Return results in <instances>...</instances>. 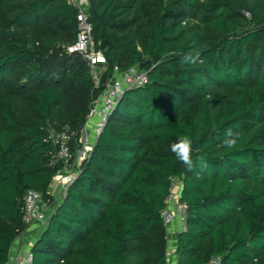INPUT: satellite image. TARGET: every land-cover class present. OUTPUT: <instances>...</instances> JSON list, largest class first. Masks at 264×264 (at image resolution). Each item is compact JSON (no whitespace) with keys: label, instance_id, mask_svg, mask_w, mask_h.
I'll return each instance as SVG.
<instances>
[{"label":"trees","instance_id":"trees-1","mask_svg":"<svg viewBox=\"0 0 264 264\" xmlns=\"http://www.w3.org/2000/svg\"><path fill=\"white\" fill-rule=\"evenodd\" d=\"M99 83L82 55L68 0H0V264L27 225L24 195L50 209L33 264H166L160 213L180 181L186 228L176 264H264V0H90ZM199 54L195 64L185 54ZM150 61L127 88L73 180L50 192V130L73 140L114 68ZM211 97V99H209ZM237 145L222 146L225 132ZM189 135V170L170 151ZM203 157L206 167L198 158Z\"/></svg>","mask_w":264,"mask_h":264},{"label":"built area","instance_id":"built-area-1","mask_svg":"<svg viewBox=\"0 0 264 264\" xmlns=\"http://www.w3.org/2000/svg\"><path fill=\"white\" fill-rule=\"evenodd\" d=\"M68 3L76 10V38L67 46V52L82 55L91 69L95 84H98L99 71H96V68L98 64H103L106 60L104 54L95 48L92 25L88 17L90 0H68ZM147 81V74L141 72L138 66H134L125 72H119L117 68H114L113 76L107 82L102 95L93 102L87 116L85 126H91L90 131L94 135V140L99 136L106 124L108 115L116 106L123 92L130 87L142 86ZM49 139L55 146L52 164L61 165L52 181L58 180L62 186L61 192H63L74 177L75 165L71 161L72 156L69 148L71 134L67 128L60 131L50 130ZM179 184L180 181L177 179L173 181L170 193L165 200V207L160 213L165 228L168 229L171 225L176 224L178 232L186 228L185 211L187 208V205L180 200V192L176 189ZM23 201L22 220L24 224L27 225V228L37 224L42 231L47 224L50 209L42 199L41 194L29 189L26 191ZM6 264H33L31 250L11 254ZM166 264H176V262L167 261ZM207 264H221V260L218 256H213Z\"/></svg>","mask_w":264,"mask_h":264},{"label":"clouds","instance_id":"clouds-1","mask_svg":"<svg viewBox=\"0 0 264 264\" xmlns=\"http://www.w3.org/2000/svg\"><path fill=\"white\" fill-rule=\"evenodd\" d=\"M199 60V54H185L182 59V63L195 64ZM211 99V97H209ZM240 133L233 131L231 128L225 132V139L222 141V146L227 149L234 148L239 139ZM194 150V144L189 135H182L170 145V151L175 155L176 159L180 161L187 169L192 170L197 161L192 158V152ZM199 165L203 168L206 167V161L203 157L198 158Z\"/></svg>","mask_w":264,"mask_h":264},{"label":"crops","instance_id":"crops-1","mask_svg":"<svg viewBox=\"0 0 264 264\" xmlns=\"http://www.w3.org/2000/svg\"><path fill=\"white\" fill-rule=\"evenodd\" d=\"M90 125L85 126L82 129V133L85 135L90 133ZM94 142V141H93ZM93 144V143H92ZM178 192H180V184L176 186ZM41 230L38 228L37 224L28 227L27 230L16 238L11 246V254L15 252H25L31 250V246L36 242ZM178 233V228L176 224L171 225L166 229V239H167V261L176 262L175 249H176V235Z\"/></svg>","mask_w":264,"mask_h":264},{"label":"rangeland","instance_id":"rangeland-1","mask_svg":"<svg viewBox=\"0 0 264 264\" xmlns=\"http://www.w3.org/2000/svg\"><path fill=\"white\" fill-rule=\"evenodd\" d=\"M65 50H67V46L63 48V51ZM96 71H98V68H96ZM94 139H95L94 135L91 131L86 135L81 131L80 136L76 140H73L72 145L74 147V158H75L74 165L79 164L85 158L87 152L89 151V148L92 146ZM61 189L62 186L58 180L57 181L53 180L51 182L50 184L51 194L59 197L62 191Z\"/></svg>","mask_w":264,"mask_h":264},{"label":"water","instance_id":"water-1","mask_svg":"<svg viewBox=\"0 0 264 264\" xmlns=\"http://www.w3.org/2000/svg\"><path fill=\"white\" fill-rule=\"evenodd\" d=\"M150 61H144V62H141L139 65H138V69L141 71V72H145L146 74H148V72L150 71ZM98 137V136H97ZM198 148L197 144H194V150H196ZM34 245V244H33Z\"/></svg>","mask_w":264,"mask_h":264}]
</instances>
